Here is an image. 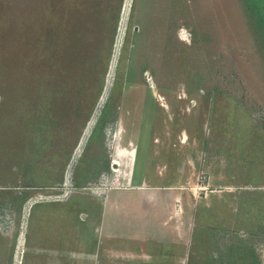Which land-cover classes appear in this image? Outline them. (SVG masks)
Here are the masks:
<instances>
[{
  "label": "rangeland",
  "instance_id": "1",
  "mask_svg": "<svg viewBox=\"0 0 264 264\" xmlns=\"http://www.w3.org/2000/svg\"><path fill=\"white\" fill-rule=\"evenodd\" d=\"M141 186L171 236L127 264H264V0H0L14 264L29 201Z\"/></svg>",
  "mask_w": 264,
  "mask_h": 264
},
{
  "label": "crops",
  "instance_id": "2",
  "mask_svg": "<svg viewBox=\"0 0 264 264\" xmlns=\"http://www.w3.org/2000/svg\"><path fill=\"white\" fill-rule=\"evenodd\" d=\"M149 190L145 186L135 190L97 188L89 199L90 208L80 221L74 222L73 197L29 201L24 209L17 264H127L126 255L136 254L131 250H150V243L159 244L154 240L158 236H171V223L160 219L167 215L168 204L164 200L153 201ZM4 236L8 241L0 239V244L4 240L0 245V264H14L12 237ZM83 250L90 252L84 256ZM111 255L116 256V262Z\"/></svg>",
  "mask_w": 264,
  "mask_h": 264
},
{
  "label": "water",
  "instance_id": "3",
  "mask_svg": "<svg viewBox=\"0 0 264 264\" xmlns=\"http://www.w3.org/2000/svg\"><path fill=\"white\" fill-rule=\"evenodd\" d=\"M113 168H114V169H117V165H115V162H114Z\"/></svg>",
  "mask_w": 264,
  "mask_h": 264
},
{
  "label": "bare ground",
  "instance_id": "4",
  "mask_svg": "<svg viewBox=\"0 0 264 264\" xmlns=\"http://www.w3.org/2000/svg\"><path fill=\"white\" fill-rule=\"evenodd\" d=\"M116 165H118V164H116Z\"/></svg>",
  "mask_w": 264,
  "mask_h": 264
}]
</instances>
